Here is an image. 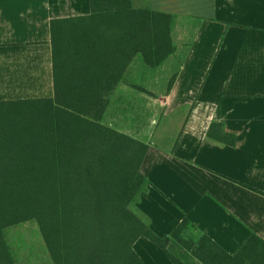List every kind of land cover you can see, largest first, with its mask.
Listing matches in <instances>:
<instances>
[{
  "label": "crops",
  "instance_id": "0c3cea01",
  "mask_svg": "<svg viewBox=\"0 0 264 264\" xmlns=\"http://www.w3.org/2000/svg\"><path fill=\"white\" fill-rule=\"evenodd\" d=\"M136 1L175 19L176 51L149 84L185 58L165 92L141 90L154 106L149 126L169 106L175 115L170 146L139 137L144 127L124 131L149 144L148 184L131 207L170 237L166 250L144 236L133 248L145 264H207L194 248L208 237L234 257L264 241V0ZM88 13L89 0H0V101L53 97L51 20ZM263 241L245 253L261 256Z\"/></svg>",
  "mask_w": 264,
  "mask_h": 264
},
{
  "label": "trees",
  "instance_id": "16d2710c",
  "mask_svg": "<svg viewBox=\"0 0 264 264\" xmlns=\"http://www.w3.org/2000/svg\"><path fill=\"white\" fill-rule=\"evenodd\" d=\"M89 4L88 14L51 20L54 96L0 101V264H16L4 230L28 220L54 264H145L139 237L165 250L170 240L131 207L148 184L149 144L104 119L137 56L157 68L175 53L174 16L132 0ZM249 241L234 257L208 237L194 250L207 264H264V252L245 253L263 240Z\"/></svg>",
  "mask_w": 264,
  "mask_h": 264
},
{
  "label": "rangeland",
  "instance_id": "374dc122",
  "mask_svg": "<svg viewBox=\"0 0 264 264\" xmlns=\"http://www.w3.org/2000/svg\"><path fill=\"white\" fill-rule=\"evenodd\" d=\"M134 5H138L136 0H134ZM183 49L185 48L183 47ZM183 49L179 54H182ZM184 58L178 55L167 60L161 67L162 71L157 74V77L154 75L151 84H149L150 70L155 68L148 67L142 58L137 56L124 78L128 86L116 88L104 122L123 132H128L129 129L128 133H137L138 129L144 127L142 135L139 137L165 147L170 146V136L174 135L176 131L173 121L175 115L172 114L169 106L162 112L159 120L149 126L154 106L141 90L144 89V85H148L147 90L151 89L158 94L165 92L172 85L171 80L174 73L178 71L179 64ZM4 236L16 264H54L35 220H28L6 228Z\"/></svg>",
  "mask_w": 264,
  "mask_h": 264
}]
</instances>
